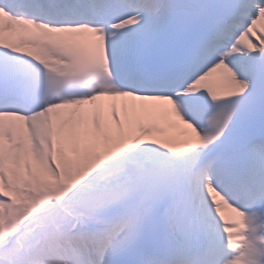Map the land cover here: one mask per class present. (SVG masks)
Listing matches in <instances>:
<instances>
[{
	"label": "snow or ice",
	"instance_id": "obj_1",
	"mask_svg": "<svg viewBox=\"0 0 264 264\" xmlns=\"http://www.w3.org/2000/svg\"><path fill=\"white\" fill-rule=\"evenodd\" d=\"M0 264H264V0H0Z\"/></svg>",
	"mask_w": 264,
	"mask_h": 264
},
{
	"label": "bare ground",
	"instance_id": "obj_2",
	"mask_svg": "<svg viewBox=\"0 0 264 264\" xmlns=\"http://www.w3.org/2000/svg\"><path fill=\"white\" fill-rule=\"evenodd\" d=\"M225 212H226V214H228V213H227V210H225Z\"/></svg>",
	"mask_w": 264,
	"mask_h": 264
}]
</instances>
